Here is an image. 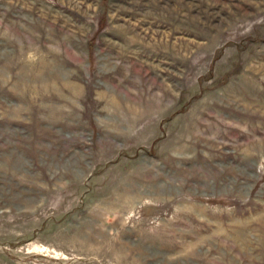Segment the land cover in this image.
I'll use <instances>...</instances> for the list:
<instances>
[{
    "label": "rangeland",
    "instance_id": "obj_1",
    "mask_svg": "<svg viewBox=\"0 0 264 264\" xmlns=\"http://www.w3.org/2000/svg\"><path fill=\"white\" fill-rule=\"evenodd\" d=\"M0 264H264V0H0Z\"/></svg>",
    "mask_w": 264,
    "mask_h": 264
}]
</instances>
